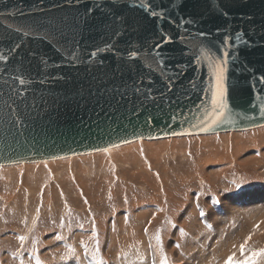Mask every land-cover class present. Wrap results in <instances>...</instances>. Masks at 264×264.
I'll use <instances>...</instances> for the list:
<instances>
[{
    "label": "water",
    "instance_id": "95a60500",
    "mask_svg": "<svg viewBox=\"0 0 264 264\" xmlns=\"http://www.w3.org/2000/svg\"><path fill=\"white\" fill-rule=\"evenodd\" d=\"M262 126L264 0H0V166Z\"/></svg>",
    "mask_w": 264,
    "mask_h": 264
},
{
    "label": "rangeland",
    "instance_id": "374dc122",
    "mask_svg": "<svg viewBox=\"0 0 264 264\" xmlns=\"http://www.w3.org/2000/svg\"><path fill=\"white\" fill-rule=\"evenodd\" d=\"M254 133L0 168V264H225L245 242L264 249L257 213L211 214L226 195L264 187V130Z\"/></svg>",
    "mask_w": 264,
    "mask_h": 264
},
{
    "label": "bare ground",
    "instance_id": "6f19581e",
    "mask_svg": "<svg viewBox=\"0 0 264 264\" xmlns=\"http://www.w3.org/2000/svg\"><path fill=\"white\" fill-rule=\"evenodd\" d=\"M264 130V126H262V127H259V128H254V129H250V130H246V131H227V132H221V133H214V134H209V135H223V134H225V135H233V136H240V137H243V136H245V135H250V134H253V132H255L254 134H257L258 132H261V131H263ZM236 132H240V133H236ZM262 134V133H261ZM208 134H207V136H209ZM258 135V134H257ZM195 136V135H194ZM196 136H200V137H204V136H206V135H196ZM229 136V137H230ZM177 137L178 138H181V137H193V136H176V137H168V138H163V139H166V140H164L165 142H171L173 139H171V138H174V139H176L177 140ZM225 137V136H224ZM229 137H227V139H229ZM199 138V137H198ZM163 139H158L157 141H161V140H163ZM260 140V139H259ZM141 141V142H140ZM154 141H156V140H137V141H133V142H130V143H127V144H130V145H127V144H124V145H121V146H117V147H114V148H111V149H108V150H104V151H101V152H96V153H91V154H87V155H82V156H76V157H71V158H65V159H60V160H54V161H48V162H39V163H31V164H25V163H20V164H14V165H9V166H0V168H6V167H20L21 165H48V164H54L55 162H60V161H62V162H64V161H67V163H68V161H71V160H81V159H84V158H89V157H93V156H96V155H98L99 156V154H110V153H112V152H114V151H116V150H120L121 148L123 149V147L122 146H124L125 148L126 147H130V146H135V145H137V146H140V144H143L144 142L145 143H150V142H154ZM230 141V140H229ZM134 142H136V143H134ZM173 142V141H172ZM176 142V141H175ZM252 142V141H251ZM131 143H134V144H131ZM144 143V144H145ZM254 143V142H253ZM169 144V143H168ZM146 146V145H145ZM119 147H121V148H119ZM141 147V146H140ZM118 148V149H117ZM135 148V147H134ZM241 150V149H240ZM122 151H124V150H122ZM119 152V151H118ZM135 152V151H134ZM257 153V152H256ZM117 154V153H116ZM115 154V155H116ZM131 155V154H130ZM211 155V154H210ZM97 156V157H98ZM108 156V155H107ZM112 156V155H111ZM135 157V156H134ZM138 158V157H137ZM136 158V159H137ZM94 159V158H93ZM104 160H105V158H103ZM254 159V158H253ZM257 159V158H256ZM103 160V161H104ZM88 161V160H87ZM134 161H136V163H140V162H138L137 160H134ZM253 161V160H252ZM251 161V162H252ZM74 162V161H73ZM71 163V162H70ZM56 164V163H55ZM60 164V163H59ZM65 164V163H64ZM125 164V163H124ZM244 164V163H243ZM249 164V163H248ZM61 165H63V164H61ZM73 165V164H72ZM75 165V164H74ZM49 166V165H48ZM67 166V165H66ZM69 167V166H68ZM75 167V166H74ZM182 167V166H181ZM191 167V166H190ZM242 167V166H241ZM81 168V167H80ZM88 168V167H87ZM99 168V167H98ZM97 168V169H98ZM95 169V168H94ZM18 170V169H17ZM20 170V169H19ZM199 171V170H198ZM112 172V171H111ZM145 172V171H144ZM219 173V172H218ZM21 175H22V173H21ZM212 175V174H211ZM217 175V174H216ZM81 176V175H80ZM199 176V175H198ZM111 178V177H110ZM263 179V178H262ZM65 183V182H64ZM125 184V183H124ZM130 185V184H129ZM76 186V185H75ZM127 187V186H126ZM202 188V187H201ZM200 188V189H201ZM181 189V188H180ZM193 189V188H192ZM212 189V188H211ZM254 190H256V191H254ZM134 191V190H133ZM161 191V190H160ZM244 192H246V193H244ZM159 196V195H158ZM183 196V195H182ZM235 196V195H234ZM49 197V196H48ZM95 197V196H94ZM208 197V196H207ZM223 197V196H222ZM159 198V197H158ZM144 199V198H143ZM65 201V200H64ZM118 201V200H117ZM221 202H222V200H221ZM193 203V202H192ZM221 204V203H220ZM227 210V211H229V212H233V210H235V213L236 212H239V211H241V212H239L241 215H243V216H250L251 214H255L256 215V213H257V218H255V220L256 221H259L261 218H264L263 217V215H264V187L262 188V189H251V190H245V191H243V194H240V195H237L236 197H230V196H228V195H226L224 198H223V202H222V204H221V207L218 209V210H215V211H213V212H211V214L212 213H222L224 210ZM176 211V210H175ZM231 212V213H232ZM224 213V212H223ZM222 213V214H223ZM248 214V215H247ZM146 215V214H145ZM231 215V214H230ZM239 215V214H238ZM94 216V215H93ZM227 216V215H226ZM225 216V217H226ZM232 216H234V215H232ZM252 216V215H251ZM224 217V218H225ZM254 217V216H253ZM206 218V217H205ZM232 218V217H231ZM235 218V217H234ZM238 218V217H237ZM211 219V218H210ZM216 219V218H215ZM221 219V218H220ZM240 219H242V218H240ZM244 219V218H243ZM99 220V219H98ZM214 220V219H213ZM238 220V219H237ZM254 220V219H253ZM227 221V220H226ZM215 222V221H214ZM235 222V221H234ZM253 223H254V221H253ZM244 224H247V223H244ZM263 224H264V222H263ZM114 225V224H113ZM58 226V225H57ZM195 228H196V226H194ZM216 227V226H215ZM242 227V226H241ZM43 229V228H42ZM114 229V228H113ZM242 229V228H241ZM257 229V228H256ZM252 230V229H251ZM250 230V231H251ZM263 230V229H262ZM213 232V231H212ZM241 232V231H240ZM242 232H244V231H242ZM247 232H248V230H247ZM228 233V232H227ZM261 233V232H260ZM211 234V233H210ZM239 234V233H238ZM245 234V233H244ZM166 235V234H165ZM136 236V235H135ZM188 236V235H187ZM241 236V235H240ZM239 236V237H240ZM248 236V235H247ZM93 237V236H92ZM155 237V236H154ZM192 237V236H191ZM206 237V236H205ZM224 237V236H223ZM236 237H237V234H236ZM71 238V237H70ZM190 238V237H189ZM87 239V238H86ZM110 239V238H109ZM207 239H208V237H207ZM236 239V238H235ZM91 240V239H90ZM204 240V239H203ZM202 240V241H203ZM233 240V239H232ZM87 241V240H86ZM188 241V240H187ZM202 243V242H201ZM200 243V244H201ZM182 244V243H181ZM110 245V244H109ZM141 245V244H140ZM195 245H197V244H195ZM194 245V246H195ZM202 245V244H201ZM236 245V244H235ZM65 246V245H64ZM205 246V245H204ZM203 246V247H204ZM228 247H229V245H227ZM230 246H231V244H230ZM187 247H190V245H189V241L187 242ZM189 249V248H188ZM187 248H186V250H188ZM201 249V248H200ZM200 249H198V250H200ZM211 249V248H210ZM145 250V249H144ZM226 250V249H225ZM253 250V249H252ZM189 251V250H188ZM201 251V250H200ZM225 252V251H224ZM237 253V252H236ZM147 254V253H146ZM222 254V253H221ZM226 254H228V253H226ZM225 255V254H224ZM211 256V255H210ZM226 256V255H225ZM154 257V256H153ZM228 257V256H227ZM226 258V257H225ZM114 260V259H113ZM147 260H149V259H147ZM224 260V259H223ZM153 263V262H152ZM203 262H201V264H202ZM222 263V262H221ZM219 264V263H218Z\"/></svg>",
    "mask_w": 264,
    "mask_h": 264
},
{
    "label": "snow or ice",
    "instance_id": "6c2138e0",
    "mask_svg": "<svg viewBox=\"0 0 264 264\" xmlns=\"http://www.w3.org/2000/svg\"><path fill=\"white\" fill-rule=\"evenodd\" d=\"M155 15V13H153ZM224 68L220 65H216V85L215 91L212 93V111L208 113V116L212 118V123H218L220 118L223 117V109L226 107L224 104ZM241 256L243 257L239 261L235 259L234 256H229L225 261V264H258V261L264 259V249L257 251H251L248 253L246 251V242L245 244L240 245Z\"/></svg>",
    "mask_w": 264,
    "mask_h": 264
}]
</instances>
